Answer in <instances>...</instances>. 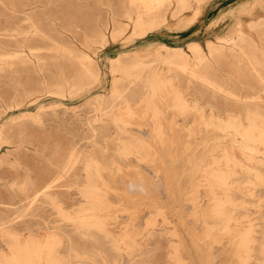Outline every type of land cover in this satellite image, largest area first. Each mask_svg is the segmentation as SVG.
<instances>
[{"label": "rangeland", "instance_id": "374dc122", "mask_svg": "<svg viewBox=\"0 0 264 264\" xmlns=\"http://www.w3.org/2000/svg\"><path fill=\"white\" fill-rule=\"evenodd\" d=\"M195 1H185L186 3L177 5L173 2L171 9L174 10L171 14L168 12L162 27L148 36L137 37L132 34L129 25L115 24L111 28L112 36L99 42L97 29L109 20L108 12L115 11L119 15L117 17L125 22L123 15L126 11L135 9L136 5H131L130 0H0V34H12L13 30L34 34V28H37L43 34L55 36L61 45L74 47L79 55L92 56L98 67L97 78L76 79L73 83L75 88L61 94L55 84V67L60 66L65 75L71 70L79 71L80 67L77 62L70 61L66 55L57 51H43L46 65L41 74L23 71L18 67L10 68L7 65L0 69V219L18 216L16 222L14 221L15 226L30 228L33 234L39 232L41 238L49 230H59L70 239L85 242L75 231V225L78 224L80 230L86 229L96 219L92 213L74 212L72 218H67L62 211L44 201H37L29 209H26V202L19 201L23 198L22 189L25 184L41 181L52 172L66 167L65 178L61 182L72 187L68 202L70 205L78 202L83 205L85 202L80 196L78 186L84 184L85 165L87 160L92 159L99 161L107 170L119 172V175L109 178L110 182H114L119 195H111L116 197L114 201L110 196L106 197L110 203H120L110 213L113 217L118 216L116 220L119 225L111 223L108 228L113 232L123 231L126 237L123 241L116 234V238L111 235L104 237L92 228V235L98 237L102 243L100 246L92 244L93 250L104 251V254H94L87 264H125L123 253L128 255L132 264H258L264 260V183L256 180V177H264V152L261 150L252 153L245 148V130L240 134L226 132L223 127L225 124L222 123L215 129L207 128L210 131L207 135L210 137H206L203 133V122L196 120L195 130L204 134L201 139L212 138L215 141L206 148L201 144L188 145V138L182 134L181 128L170 127V122L180 119V123H188L187 120L191 117H178L176 112L167 111L164 122L169 133L166 136L168 142L156 148L159 150L154 160L161 167L148 168L144 166V161H127L119 157V138L135 143V151H138L143 150L138 144L143 136L136 131L122 132L114 124L112 113L107 110L98 113L96 110L98 104L111 102L113 77L110 67L117 60L125 65L129 63L132 55H153L160 44L186 50L187 43L192 41L200 44L207 52V41L219 45L217 37L234 38L236 32L249 36L255 41L254 45L245 41L242 49H224L221 53H215L211 64H190L187 71L179 68L173 70L178 75L181 86L190 85L203 94V103L209 102L227 110H239L258 102L264 108V80L259 78V75L264 77V0ZM29 2H34L30 21L13 20L12 5ZM195 25L203 28L198 36L187 40L174 37ZM3 29L9 31L5 32ZM195 31H199V28L193 29ZM16 37L20 38L21 35ZM37 44L47 42L39 39ZM207 79L235 92L239 97L258 95L260 99L238 103L235 97L209 86ZM128 83L124 81L114 85L123 91ZM136 85L141 86V82ZM163 99L170 100L171 96L164 94ZM119 103V99L114 101L113 104L117 105L115 108L120 107ZM190 127L188 125L187 129ZM75 142L80 143L79 153L82 154L78 160H70L69 155ZM210 154L219 162L214 167V173L222 179L229 178L230 184L221 187L231 188L228 196L233 205L217 211L205 205L202 213L196 215L200 219L195 221L185 209L184 200L180 199L191 195L202 198L214 196L210 193H190L191 189L203 185L202 176L208 170L203 166L207 165ZM251 156H256L259 160H250L248 157ZM228 158L231 161L227 162ZM249 167L255 170L251 171ZM148 170L166 173L160 179L169 181L167 186L175 189L174 192L161 194L162 197L171 198L165 199L167 204L164 213L173 219L174 225L165 223L154 207H146L158 195L151 192L157 188L155 184H147L144 187L147 192L137 190L133 194L132 188H135L132 185L127 187L125 183L140 178L153 181L154 177ZM159 185L161 187L158 188H165L162 182ZM129 188L133 195L127 191ZM216 196L224 199L227 195L221 193L215 194ZM169 201L175 203L170 204ZM225 218H238L241 231L250 230L255 242L247 246L246 253L240 251L243 250L242 245H237L238 249L233 248L238 250L236 253H226L229 245L224 231H230V227L235 226L222 225ZM75 220L82 221V225ZM202 220L210 222V226L201 227ZM207 231H211L218 241H206ZM261 243L263 253L258 254ZM66 245L67 240L57 242L49 249L51 256L59 255L57 253L64 255ZM1 260L4 259L0 258ZM16 261L11 264H44L39 260ZM69 261L72 264H85L76 262L73 257Z\"/></svg>", "mask_w": 264, "mask_h": 264}, {"label": "bare ground", "instance_id": "6f19581e", "mask_svg": "<svg viewBox=\"0 0 264 264\" xmlns=\"http://www.w3.org/2000/svg\"><path fill=\"white\" fill-rule=\"evenodd\" d=\"M185 1L192 0H130L131 5L136 6L135 9L132 8L125 12L123 15L126 19L125 22L117 17L119 15L115 11L112 10L108 12L109 20H107L105 25L98 27L97 29L99 42H104L107 37L110 35L112 36L113 29L111 28H113L115 24L129 25L132 34L137 37L148 36L162 27L168 12L171 14V11L174 10V8L171 9L173 2L177 5L179 3H186ZM200 1L202 0H196L195 2L199 3ZM33 4L34 2L19 3L17 6L12 5V19L19 22L30 21L31 13L34 9V7H31ZM3 30L5 32L9 31L7 29ZM13 31L15 34H0V36L3 37L0 38V69L7 65L10 68L18 67L23 71H31L32 73L37 72L41 74L46 65L43 51L50 50L66 55L70 61L74 60L80 67L79 71L71 70V72L66 75L63 73V69L60 66L55 67L56 74L54 75V79L59 94L65 90L75 88L73 83L76 79L84 80V78H97L98 67L92 56L88 54L79 55L74 47L68 48L65 45H61L55 36L43 34L37 28H34V34L27 31L23 33H20L17 30ZM16 35H21V37L17 38ZM32 37H35V39H32ZM36 37L41 41L47 42V44H37L39 39L37 40ZM216 40L219 45H216L213 41L206 42L207 52L203 50L198 43L189 44L186 50L182 48H171L164 44H160L156 47L153 55H132L129 63L125 65L118 63L119 60L111 65L110 74L113 77L111 102L106 103L105 105L98 104L96 110L98 113L103 110L112 113L114 124L117 128L122 130V132L136 131L137 134L139 133L140 136H143V139L138 140V144L143 147V150L138 151H135V143H129L119 138L121 141L119 144V157L121 159L127 161H132V159L144 161V166L148 168L161 167V165L155 164L154 160L156 159V156H158L156 153L159 149L156 148H160L168 142L166 136L169 133L167 131L166 123L164 122V116H166L167 111L176 112L178 117L182 116L189 119L191 117L190 120H187L188 123H180V119H173L172 122H170V127L181 128L182 134L188 138V145L201 144L205 148L208 147V145L212 144L215 140L212 138L203 140V138L201 139L202 135L205 134L204 136L210 137L207 135L210 133L207 128L215 129V127H218L223 123L225 124L223 127L226 132L233 131L235 134H240L243 130L246 131V138H244L243 143L246 144L245 148L248 151L257 153L258 151L263 150L264 152V108L260 103L253 102V106L247 105L239 110H227V108L222 109L223 107L219 108V106L209 102L203 103V94L190 85H187L186 87L181 86L179 77L175 73V70H173V68H179L182 71H187L190 64L196 66L211 64V58L215 53H221L224 49L231 51L236 48L242 49V43L245 41H249L253 45L255 42L249 36H245L240 32H236V37L234 38L220 36L217 37ZM7 61H9L8 64ZM259 78L264 80V77L261 75H259ZM203 79L205 80V78ZM124 81H128V85L124 86L123 91L118 90L114 83ZM139 81L141 82V86L136 85ZM206 82L209 86L235 97L238 103H247L248 101L260 99L258 95L239 97L235 92L224 89L208 79ZM164 94L170 95L171 99H163ZM0 99H2L1 95ZM116 99L120 100V107L118 108H115L117 105L113 104ZM189 114L193 117L189 116ZM196 120L203 122L205 126L204 134H200L195 130ZM188 125H191V127L187 129ZM116 140H118V138ZM79 146V142L73 144L69 155L70 160H78L81 156L82 153H79ZM81 152H83V149ZM248 158L250 160H259L256 156ZM229 161H231V159L228 158L227 162ZM218 164L219 162L216 157L210 154L208 156L207 165L203 166L208 170H205V174L202 176V187L198 186L197 188L190 190V193L192 194L210 193L214 196L202 198L198 195H191L185 197V199H180L181 201L184 200L183 204L185 209L195 221L200 219V217L196 215L199 212L202 213L203 208L207 205L216 211L222 207L229 208L230 205H233L232 199L228 196L231 192V188L221 187V185L227 186L230 184L229 178L228 180L222 179L219 175L214 173V167ZM175 168H177V166H175ZM249 168L251 171L255 170L253 167ZM65 173L66 167H62L61 171L57 170V172H52L48 178L41 179V181H37L36 183L29 182L25 184L22 189L23 198L19 203L26 202V209H29L37 201H44L45 203L54 206L57 210L62 211L67 218H72L74 212L92 213L96 219L88 224L86 229L80 230V226H78V224L75 225V231L85 242L70 239L69 236L62 235L59 230H52L51 232L49 230L44 238H41L39 232L33 234L30 228L24 229L15 226L14 221L16 222V219L19 218L18 216L10 219H0V243L2 244L0 246V258L4 259L3 261H0V264H11V262L14 263L16 260H21V262L39 260L44 264H46V262L49 264H60L62 262L72 264V262L69 261L72 257L76 262L87 264L94 254H104V251L93 250L92 244L94 246L95 244L100 246L102 243L98 240V237L92 235V228L99 231L104 237L110 235L113 237L114 234H116L121 237L120 241L124 240L126 235L123 231L113 232L108 228L111 223L119 225L116 220L118 216L113 217L110 213L114 211L116 209L115 206L120 203H110V201L108 202L106 199L107 196H110L114 201L116 197L111 195H119V191L114 186V182L109 181L110 177L115 176V174L119 175V172L107 170V168L99 161L92 159L87 160L85 165L86 180L83 185L79 184L78 186L80 196L83 197L85 202L83 205L79 204V202L77 204L73 203V205L69 204L68 199L70 200L71 198L69 190H72V187L62 184L61 180L65 178ZM148 173L154 177L151 182L146 181L147 179L144 180L143 178H140L137 181L129 180L125 183H127V187L132 185L135 188L134 190L132 188L133 192H131L133 194L134 191L137 190L139 192L141 190L147 192L144 187H146L147 184H155V187L157 188H154L151 192L154 191V194L158 195L155 200H153L150 205H146V207H154L158 214L162 216L165 223L174 225L175 223L173 219L164 213V211H166V200H171V198H166L165 196L162 197L161 194L163 195V193L166 192H174L175 189L167 186L169 181L160 179L167 175L166 173L158 170H148ZM126 176H128V174H126ZM128 177H131V175ZM148 177L150 176L148 175ZM256 180L260 183H264V177H256ZM161 182L165 185V188H158L160 186L159 183ZM127 191L130 192V188ZM221 193H224L227 196L224 199L217 196L215 197V194L219 195ZM110 198L108 199L110 200ZM220 199L223 200V202H221ZM172 203H175V201L170 202V204ZM11 205L14 206L15 204ZM75 222L80 225L83 223L79 220H75ZM200 222L201 227L202 225L204 227L210 226V222L206 220ZM222 225L225 227L235 226V228L230 227V231L227 229L224 231L229 245L226 250L227 254H232L235 251L233 248L238 249L240 245L243 247V250L240 251L246 253V250L248 249L247 246H249L250 243L255 242L250 230L247 232L241 231L238 218H225L222 220ZM116 235L114 238H116ZM146 236L148 235L146 234ZM64 240H67L66 252L64 255L57 253L59 255L51 256L49 249L57 242H64ZM205 240L209 242H217L218 238L211 231H207L205 234ZM237 245L239 247H237ZM262 247L263 243L259 246L260 249L258 254L263 253ZM123 254L124 263L132 264L128 255L126 253ZM177 261L180 262L179 259ZM258 264H264V260H261Z\"/></svg>", "mask_w": 264, "mask_h": 264}, {"label": "crops", "instance_id": "0c3cea01", "mask_svg": "<svg viewBox=\"0 0 264 264\" xmlns=\"http://www.w3.org/2000/svg\"><path fill=\"white\" fill-rule=\"evenodd\" d=\"M194 27V26H193ZM195 28H199V31H195L193 32V29L195 30ZM202 27L201 26H196L194 28H187L182 32H179V35H174V37H176L177 39L179 38H183V39H190L192 38V36H198L201 32H202ZM206 32V30H204ZM193 42V41H192ZM192 42L187 43L188 45L191 44ZM195 43V42H193Z\"/></svg>", "mask_w": 264, "mask_h": 264}]
</instances>
